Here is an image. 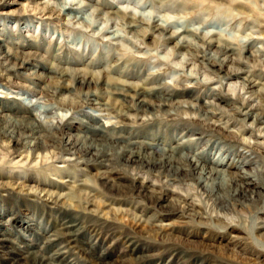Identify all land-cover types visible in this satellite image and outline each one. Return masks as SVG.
I'll return each mask as SVG.
<instances>
[{"label": "rangeland", "instance_id": "rangeland-1", "mask_svg": "<svg viewBox=\"0 0 264 264\" xmlns=\"http://www.w3.org/2000/svg\"><path fill=\"white\" fill-rule=\"evenodd\" d=\"M30 1L54 8L56 12L58 11L57 13H60V19L40 18L31 14L20 16L12 13L7 15L2 12L3 7L7 6L12 10L17 7L15 2L18 0H0V34L5 35L6 41L9 43L7 46L21 41L30 43L34 45L30 51L37 47L36 53L42 54L46 58L44 60L52 64L53 67L58 65L62 68H83L96 73L104 70L105 73L112 76H110L112 79L126 81L134 85L153 76H159L160 82L164 85L190 91L194 99H197L195 97L199 98L197 102L192 97H184L179 100H185L195 105L211 103L207 110L216 114L217 124L225 125L232 136L238 135V141L243 140L251 146L255 144L260 146L258 153L255 151L251 153L238 142L230 141L217 133L203 129L204 138L206 137V141L210 140L214 147L211 149L210 146L199 145L192 150L191 156L206 154L204 156L210 160L213 157L215 161L223 159L224 164H227L228 167L226 179H231L234 174H240L239 169L234 168V166L238 167L239 161L248 163L245 171L250 176L255 175L260 180L263 179L264 126L252 125L251 119L242 121V116L236 114V111L244 107L246 103L249 107L264 109V86H262L264 83V26L262 25V23L264 24V2L262 0L251 1L252 13L248 15L238 13L228 7L229 0H212V2H198V0L192 2L190 0L191 2L185 4L184 7L182 6L183 0ZM112 12L117 15L113 16ZM250 17L256 18L261 24H255ZM129 18L139 24V27L134 31L125 25ZM122 19L126 20L122 21ZM143 25L144 27L147 25L167 27V34H171V32L179 34L183 30L188 32L190 30L191 35L186 36L185 40L189 39L187 40L188 45L193 47V50L177 48L180 37L165 43L157 33L143 37L141 36L142 29H145L142 27ZM208 37L217 39L221 44L234 42L233 44L237 48L253 42L255 45L252 51L256 56L253 59H245L238 52L234 56L235 59L237 58L236 62L232 60L224 66H209L202 58H199L208 53L204 44ZM0 39H4L2 35H0ZM210 53L211 55L215 54L213 51H209ZM238 60L242 63H237ZM74 62L77 64H73ZM89 64H99L100 67L88 68L86 65ZM234 67H244L252 80L260 83L256 87L257 98L252 95L253 89L244 88L241 79L230 75ZM5 69L6 66L0 63V75H3L4 78L9 76L16 87L10 88L9 85L2 82L3 86L0 84V102H13L14 105L29 102L31 105L29 104L28 114L25 115L35 120L36 125L46 132H51L52 128L63 125L67 120L75 119L74 128L68 132L65 130L62 136L60 135L64 141L70 136L73 139V135H81L80 130L84 129V124H92L94 119H101L103 122L122 121L128 134L140 137L144 133L145 126L142 123L146 120L143 119L150 118V115L143 116L136 113L129 104L118 109H116L118 105L112 108L108 89L91 87L92 91H95L100 97L97 102L107 104L108 108L105 110L99 105L86 106L84 104L81 96L85 89H75L76 92L71 90L70 94L58 95L54 91L55 85L57 86L56 79L50 78L49 80L45 77L41 82H38L37 86L36 78L23 75L24 73L27 75L28 71L8 72ZM104 72L102 73L104 74ZM120 73L125 76H133L135 79H126L119 76ZM65 84L70 85L71 82L68 80ZM211 89L215 90L216 95L213 98L203 97V94ZM60 100L62 102L71 100L78 107L75 110L61 107L58 105ZM169 109L174 115L180 114L183 119L194 116V118L200 119L203 115L202 112L197 111L188 113L175 111L170 107ZM155 114L157 115L152 117L153 123L151 122L148 127L159 134L158 136L153 134L150 139H145V142L159 141L168 147L170 146V136L178 138L181 134L174 130L176 116L165 117L161 113ZM192 127L196 128L198 125ZM46 157L36 158L33 166L35 168L43 166L50 168L52 166L51 168L55 172L44 171L43 174L36 175L35 171H30L22 175L26 178L30 175L35 176L34 178L37 180H44L45 183L53 186H63L62 191L50 187H44V189L54 194L59 192L62 195H72L74 199L66 201L65 205L54 206L46 203L47 201L38 200L32 196L34 194L28 196L25 191L21 192L7 185L0 186V239L5 240L7 248L5 252L25 256L23 252L29 249L32 251L34 259L36 261L41 259L44 264H98L97 259L100 257L106 258V262L109 264H264V256L260 255V250H264V241L253 231L255 221L257 223L264 222V183L261 187H257L261 192V196L256 198L260 211L234 208L230 214L226 215L227 217H224L216 207L210 205V201L197 188L194 180L171 182L164 178L149 176L144 172L138 173L129 168L126 175H135L139 180L151 182L156 186L162 185L168 191L176 194L196 195L193 202L200 207L199 213L204 218L202 221L197 220L198 214L195 216L196 212H194L188 218L172 217L169 221L158 222L160 217L166 215L165 208H162L165 204H161L159 207L150 206L146 194H142V197L110 195L109 193L118 194L119 191L114 190L107 193L106 189L99 185L98 180L87 179L94 177L92 176L93 172L82 166L75 156L53 152ZM73 160L77 164L67 168L68 178L61 179L54 175L56 172L65 170L67 161ZM10 173L21 174L12 169ZM84 180L87 181L85 183L88 190H82L80 187L81 183L84 184ZM15 182H20V180H15ZM25 184L34 185L31 182ZM114 198H120L121 201L111 202ZM253 198L255 197L253 196ZM91 201L94 203V207H89L92 211L87 212L89 209L85 210L86 204ZM110 203L113 204L108 205ZM127 203H131L133 206L137 203L139 209L132 213L131 206L126 205ZM114 209L127 210L130 213L128 212L129 215L126 219L121 220L112 215ZM98 213L103 215L102 219L96 217ZM219 215L222 216L219 221L213 219ZM136 216L141 221L146 220V224L158 225L172 222L176 229L178 228L176 230L178 233H174L177 238L151 233L140 234L138 231L129 232L126 222L132 218L136 220ZM224 221L227 223L235 221V225L239 223L238 226L242 227L243 232L239 234L241 237L239 244L234 245L230 242V234L235 233L228 228ZM63 223H67L68 226L65 232L67 233L66 237L59 234L61 229L58 226ZM144 228L147 226L145 225ZM183 230L186 231V234L183 233ZM166 237L169 241L166 240ZM168 245H174V249H178V251H172ZM131 250L138 252L136 251V254L133 255L130 254ZM139 251L141 252L139 253ZM3 257L4 252L0 249V262Z\"/></svg>", "mask_w": 264, "mask_h": 264}, {"label": "bare ground", "instance_id": "bare-ground-1", "mask_svg": "<svg viewBox=\"0 0 264 264\" xmlns=\"http://www.w3.org/2000/svg\"><path fill=\"white\" fill-rule=\"evenodd\" d=\"M204 1L212 2V0H198V2ZM251 1L252 0H229L228 7L234 9V11L238 13L248 15L249 13H252L251 8H253V5ZM262 1L264 2V0ZM189 2L191 1L183 0L182 6L184 7V5ZM15 3L17 7H14V9L11 10L7 6H4L2 12H5V14L7 15L16 13L20 16L31 14L46 19L59 18L60 13H57L58 11L56 12V10H54V8L52 7L50 8L44 5H38L30 0H18V2ZM114 15L117 14L113 13V16ZM250 19H253L252 21L257 25L261 24V22L256 18L250 17ZM123 20L126 19H122V21ZM125 25H127V28L133 31L136 30L135 28L139 27L137 21L133 20L132 18L127 19ZM262 25L264 26L263 23ZM142 27H144V25ZM144 28L145 29H142L141 31V36L143 37L151 36L154 33H157L162 37L160 38L164 43L166 41L170 42L171 40L180 37L178 38L180 40L179 42H177V48H191L188 45L187 41L189 39L186 38L187 40H185L186 36L191 35V33H189L190 30L189 32L183 30L179 34H176L174 32H171V34H167V27H159V25H147ZM0 35H2V37L4 38L3 40L0 39V63L6 66V71H28L27 75H25V73L23 75L36 78L37 86L38 82H41L45 77L49 78V80L50 78L56 79V81H54L57 82V86L55 85V89H53L58 95L69 93L71 90L75 91V89H85L84 94L81 96L84 100V104H86V106H92L94 104L99 105L100 107H104L105 110H107L108 108L106 107L107 104L97 102L100 97H98L95 91H92L91 87H100L106 90L108 89V92L111 96L109 97L112 100V108L113 106L115 107L118 105L116 108L118 109L122 108L123 105L129 104L132 107L131 109H133L136 113H139L143 116L150 115V118L143 119L146 121L142 123V125H144L145 127L143 128L144 133L140 137L128 134L125 131L126 126L122 121L103 122L101 121V119H94L92 124H84V129H82V131L80 130L81 135H73V139L70 136V138L64 141L63 138H61L62 133L65 130L66 132H68L74 128L73 123L75 119L67 120L63 125H58L52 128L51 132H46L42 130L39 125H36L37 123L34 122L35 120L25 115L28 114V107L30 104L29 102H21L18 105H14L13 102H0V179H2L0 181V186L7 185L8 187L19 190L21 192L25 191L27 192L26 194L28 196L34 194L32 196L36 197L38 200L47 201L46 203H50L54 206L65 205L64 203L66 201H71L72 199H74L72 195H62L59 192L54 194L53 192L44 189V187H50L53 189L58 188L59 191H62L63 186H53L52 184L45 183L44 180H37L36 178H34L35 176L32 177L30 175V177L28 176L26 178L24 177V175H22L25 172L30 171H35L36 175L43 174L44 171L55 172L54 170H52V166L50 168L49 166L35 168V166H33V163H35L34 160L36 158H47L46 156L49 153L57 152L60 154L64 153L75 156L76 159L80 161L82 166L89 168V170L93 172L92 176L94 177H90L87 179H91V181L94 179L98 180L99 185L101 187H104L107 193L114 190L119 191L118 194L109 193L110 195L118 197L126 195L142 197V194H146L148 195L150 206L156 205L159 207L161 204H165V206H163L162 208H165L166 215L160 217L158 219V222L164 220L169 221V219L171 220L172 217H180L183 219L188 218L189 215L194 212H196L195 216L198 214L197 220L202 221L204 218L199 213L200 207L193 202V199L194 197H196V195L187 193L183 196L180 194H176L170 190L168 191L162 185L156 186L151 182H147L144 180L141 181L135 175H126L125 173L126 171L128 172L129 168L133 171H137L138 173L144 172L149 176L151 175L153 177L155 176L156 178H164L171 182L194 180L197 188H199V190L202 191L205 197L210 201V205L216 207L220 214L224 215V217H227L226 215L230 214L234 208L255 210L256 212L261 210L258 208L256 198L261 196V192L259 189H257V187H261L264 183V174H262L263 179L261 180L255 175L250 176L245 171V167L248 163L246 164L239 161L238 167L234 166V168H238V171H240L239 173L242 175L237 173L234 174L231 179H226V169L228 167L227 164H224L223 159H217L215 161L213 157V159L210 160V158L204 156L206 154H197L191 156L192 150L199 145H205L206 147L210 146L211 149H213L214 147L210 140L206 141V137L204 138L205 133L203 132V129L209 130L212 133H217L223 138L230 139V141H236V143L238 142L243 147L250 150L251 153L254 151L258 153L259 151L258 148H260V146H258L257 144L251 146L248 142L246 143L243 140L238 141V135L232 136L230 132L227 131L228 129L225 125L221 126L220 124H217L216 114L207 110L211 103H206L205 105H195L188 103L185 100L180 101L179 99H182L184 97H192V99H194V97L190 91H184V89L164 85V83L160 82L159 76H153L145 81H142L138 85H134L126 81H118V79H112V76L110 75V77L108 75L109 73H105L104 70L102 71L104 72L103 74L102 72L96 73L94 71H89L88 69L83 68H62L58 65H56V67H53L52 64H49L44 60L45 57L42 56V54L40 55L36 53V50H38L37 47H34V52L30 51V49L33 48L34 45L26 43L25 41H21L11 43L10 46H7L9 43H7L5 35L3 33H1ZM233 43L228 42L225 44H221L217 39L208 37L204 41L205 48L208 53L197 57L202 58L205 64H208L209 66H224L226 63H229L232 60L236 62L237 58L235 59L234 56L238 54V52L240 53V56H244L245 59H253V57L255 58V52L252 51V48H254L255 45L253 42L247 43L241 48H237ZM209 51H213L215 54L211 55L212 52L209 54ZM75 62L73 64H77ZM77 62L79 63L80 61ZM237 63L240 64L242 63V61L240 62L238 60ZM81 65L83 64L81 63ZM86 66H88V68L100 67L99 64H89ZM121 74L122 73H120L119 76H123L126 79H135L133 76L131 77ZM230 75L236 76L241 79V84L244 88L253 89L252 95L254 98H257L258 93L256 92L258 91H256V87H258L260 83L252 80V78L248 74V71L245 70L244 67H234ZM2 76L3 75H0L1 85L2 82H5V85H9L10 88L16 87L15 84L11 82L9 76L5 78L4 76ZM68 80L71 82L70 85L65 84V82ZM263 84L262 86H264ZM262 93L263 92H261V94ZM215 95V90L211 89L206 91L203 94V97L207 98L208 96H210L213 98V96ZM195 98H197L194 99L197 102L199 98ZM58 105L61 107L73 108V110L78 107V105L73 103V101L71 100H69L68 102L61 101ZM169 107L179 112H202L203 115L202 117H200V119L194 118L195 116L183 119L180 117V114L177 116L174 115V113L171 112L170 109L168 110ZM155 113H161L162 115H165V117L176 116L174 119V130L177 133L181 134L178 138H176L175 136H170V146L168 147H165V145H163L164 143H161L159 141L155 143L145 142V139H150L153 134L156 136H158L159 134L157 131H154L152 128L148 127L151 125L150 123L153 120L152 117H155L154 115H157ZM236 114L242 116V121H244L245 119H251L252 125L264 126V109L252 108L249 107L246 103L244 107L236 111ZM120 116L123 117L122 114H120ZM193 125H198V127L193 128ZM76 164L77 163H75L74 160L67 161L65 170L56 172L54 175L57 178L61 177V179L68 178L67 168L74 167V165ZM11 169L14 172L17 170L21 174L10 173ZM119 175L122 176L119 177ZM24 178L25 180L23 181ZM15 180H20V182H15ZM85 181L86 180H84V184H80L82 190H88V186ZM26 182L34 183V185L25 184ZM253 196L255 198H253ZM120 201V198H114V200H111V202L115 203H118ZM111 204L113 203H110L108 205ZM126 205H128L129 207L131 206L130 209L132 213L133 211H137L139 209L137 207V203H135L134 206L131 205V203H127ZM89 207H94V203H92V201L87 202L85 210L87 211ZM91 211L92 210L89 209L87 212ZM128 212L127 210L114 209L112 211V215H114L115 217L117 216L122 220L123 218H127V216L129 215ZM102 216L103 215H100V213L96 215V217H98L99 219H102ZM220 218H222V216L219 215L213 219L219 221ZM102 221L105 222V220ZM230 222L232 221L230 220ZM234 223L226 222V225L231 231H234L235 233L230 234V242L234 245H237L241 240L239 234L243 232V229L242 227L238 226L239 223L238 225H235ZM66 224L67 223H63L58 226L61 229L59 230V234L65 237L67 236V233L65 232L68 229V226ZM126 224H128L126 226H128V229L130 230L129 232L131 233L138 231L140 234L151 233L155 235L159 234L162 236L164 235L170 237H176L175 235L178 233L176 231L178 228L176 229L172 222L152 225L148 223L146 224V220L141 221L137 217L136 220L133 218L131 220H128ZM108 225L110 226V224ZM145 225L147 226V228H144ZM253 231L260 239L264 241V222L257 223L255 221ZM183 233L186 234V231L183 230ZM166 240H168L167 237ZM4 241V239H0V249L2 250V252H4V257L0 264H44L41 259H38L36 261L34 259V255L32 254V251H29V249H26L23 252V255L25 256H21V254L19 255L5 252L7 248ZM168 246V248H172V251H178V249H174V245ZM136 251L134 252V250H131L130 254L135 255ZM140 252L141 251H139V253ZM260 252V255L264 256V250L261 249ZM106 257L107 259L109 258L108 255ZM97 260L99 261L98 264H109L108 262H106V258L104 259L100 257Z\"/></svg>", "mask_w": 264, "mask_h": 264}]
</instances>
